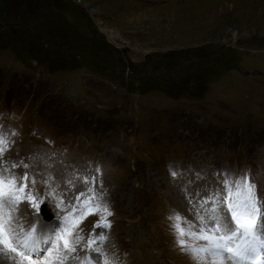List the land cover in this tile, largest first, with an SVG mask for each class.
<instances>
[{
	"label": "rangeland",
	"instance_id": "1",
	"mask_svg": "<svg viewBox=\"0 0 264 264\" xmlns=\"http://www.w3.org/2000/svg\"><path fill=\"white\" fill-rule=\"evenodd\" d=\"M41 1V35L0 28V125L19 133L4 159L28 163L41 193L51 174L66 200L84 190L77 171L99 168L114 213L105 251L183 264L168 216L194 220L215 174H249L264 200V0H84L95 18ZM46 203L38 219L54 224Z\"/></svg>",
	"mask_w": 264,
	"mask_h": 264
},
{
	"label": "snow or ice",
	"instance_id": "2",
	"mask_svg": "<svg viewBox=\"0 0 264 264\" xmlns=\"http://www.w3.org/2000/svg\"><path fill=\"white\" fill-rule=\"evenodd\" d=\"M18 134L0 125V254L16 264H121L115 253L105 251L114 213L101 170L97 168L91 177L77 171L76 179L85 185L84 190L67 200L58 191L60 184L53 186L51 174L42 181L47 187L41 193L28 163L4 159ZM20 168L22 176L14 171ZM179 174L170 169L173 178ZM215 175L218 187L196 202L200 207L194 210V220L176 210L168 216L176 245L192 264H264V200L256 185L247 173ZM66 183L75 189L71 179ZM182 191L187 195V187ZM48 200L55 205L54 224L38 219ZM21 205L34 215L27 227L18 222ZM90 217L96 219L85 234L83 225Z\"/></svg>",
	"mask_w": 264,
	"mask_h": 264
},
{
	"label": "flooded vegetation",
	"instance_id": "3",
	"mask_svg": "<svg viewBox=\"0 0 264 264\" xmlns=\"http://www.w3.org/2000/svg\"><path fill=\"white\" fill-rule=\"evenodd\" d=\"M45 8L41 0H0V28L7 25L14 33L24 29L39 36L42 33L34 12Z\"/></svg>",
	"mask_w": 264,
	"mask_h": 264
},
{
	"label": "built area",
	"instance_id": "4",
	"mask_svg": "<svg viewBox=\"0 0 264 264\" xmlns=\"http://www.w3.org/2000/svg\"><path fill=\"white\" fill-rule=\"evenodd\" d=\"M78 6H81L83 9L88 11V13L92 16V18H95L98 16L99 13V7L96 4H93L91 2H86L84 0H74Z\"/></svg>",
	"mask_w": 264,
	"mask_h": 264
},
{
	"label": "bare ground",
	"instance_id": "5",
	"mask_svg": "<svg viewBox=\"0 0 264 264\" xmlns=\"http://www.w3.org/2000/svg\"><path fill=\"white\" fill-rule=\"evenodd\" d=\"M110 37L113 39V36ZM181 261L183 262V264H192V261L189 259L188 255L184 256ZM0 264H16V261L10 259L8 256L0 254Z\"/></svg>",
	"mask_w": 264,
	"mask_h": 264
},
{
	"label": "water",
	"instance_id": "6",
	"mask_svg": "<svg viewBox=\"0 0 264 264\" xmlns=\"http://www.w3.org/2000/svg\"><path fill=\"white\" fill-rule=\"evenodd\" d=\"M248 74L250 73V72H247Z\"/></svg>",
	"mask_w": 264,
	"mask_h": 264
}]
</instances>
